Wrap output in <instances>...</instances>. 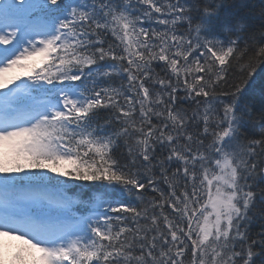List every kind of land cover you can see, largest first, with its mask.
<instances>
[{"label": "snow or ice", "instance_id": "6c2138e0", "mask_svg": "<svg viewBox=\"0 0 264 264\" xmlns=\"http://www.w3.org/2000/svg\"><path fill=\"white\" fill-rule=\"evenodd\" d=\"M0 65V264H264V0H0Z\"/></svg>", "mask_w": 264, "mask_h": 264}, {"label": "rangeland", "instance_id": "374dc122", "mask_svg": "<svg viewBox=\"0 0 264 264\" xmlns=\"http://www.w3.org/2000/svg\"><path fill=\"white\" fill-rule=\"evenodd\" d=\"M37 60H39V58H37ZM28 64V67H25V68H13L10 72L6 73L5 75L6 76H16V75H19L21 77V81H26L27 80V77H28V74L30 72V68H31V65L33 63H36V61H29V62H26ZM2 66V65H0ZM40 66V65H38ZM21 81H16L15 83H20ZM9 88H12L14 87L13 84H10L8 85ZM0 91H7V89H0ZM3 239H10L12 241H15V242H19L17 240H15L14 238H8V237H2ZM20 243V242H19Z\"/></svg>", "mask_w": 264, "mask_h": 264}, {"label": "trees", "instance_id": "16d2710c", "mask_svg": "<svg viewBox=\"0 0 264 264\" xmlns=\"http://www.w3.org/2000/svg\"><path fill=\"white\" fill-rule=\"evenodd\" d=\"M259 88H260V85L257 84V85H256V88H255V90H254V92H255V97H256V101H257V102L259 101ZM48 175H54V174H52V173H48ZM50 187H51V186H50ZM0 241H3V242L6 243V244H10V245H12L13 248L15 247V245L19 244V242H15V241H12V240H9V239H2V238H0Z\"/></svg>", "mask_w": 264, "mask_h": 264}]
</instances>
